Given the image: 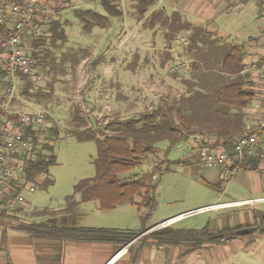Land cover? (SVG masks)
I'll return each mask as SVG.
<instances>
[{"label": "rangeland", "instance_id": "obj_1", "mask_svg": "<svg viewBox=\"0 0 264 264\" xmlns=\"http://www.w3.org/2000/svg\"><path fill=\"white\" fill-rule=\"evenodd\" d=\"M54 1H57V18L64 25L66 39L59 41L58 46H50V32L47 24L38 25L35 33L27 34L29 45L35 39H44L45 43L41 42L36 49L39 58L38 66L40 72L44 71L50 77L47 81L36 85L43 88L42 95L33 94L27 97L20 93V101L17 104L20 103L19 111L46 113L52 129L57 132L56 137H53L52 147L56 161L48 167V172L39 176L34 183L35 191L26 194L24 207L13 211L12 215L19 218L2 215L0 220L12 219L13 221L14 219L15 221H6V223L29 228L33 226L31 223L35 222L55 229L104 227L138 231L180 215L171 220L169 225L182 229L207 227L210 230L251 223L258 226L259 221L254 216L264 213V200H258L250 205L230 206L218 211L199 209L241 198L264 197V175L257 177V179L260 178L259 186H256L254 173L250 174L245 171H240L228 182L219 181L214 170L199 169L196 166L194 155L190 154L188 158H185L189 153L187 151L189 142L187 141L172 145L161 141L157 144L158 152L155 155L144 158L139 166L119 175L123 181L147 175L153 183L158 184L155 204L151 210L127 203L118 205L109 211H102L99 209L97 201L80 202V196L75 194L74 186L81 179L93 178L96 175L94 160L98 154L97 146L93 141L77 139L78 134L92 130V127L87 124L85 110L88 106L99 103L115 110L118 103L126 96L129 98L128 103L133 104L135 102L134 95H130L129 91L130 87L140 80V72L147 75L146 80L150 79V75L159 72L171 82L175 81V94L166 96L165 99L158 102H153L155 94L153 85L146 87L145 84L144 88H141L143 94L138 101H142L143 104L138 103V108H142L146 114L151 112L155 105L180 99L186 95L188 89L196 86L195 82L197 81L192 79L190 72L185 73L184 69L177 70L176 74L171 73L170 67L175 65L177 60L168 62L165 67H161L160 64H157L158 60L150 58L155 54L162 57L159 50L162 49L164 40L167 42L166 29L159 24L150 29L145 18L150 16L153 10L163 9L167 14L172 13L173 10H180L181 2L179 0H155L156 3L142 17V22L139 21L135 12L134 0H116L123 11L122 15L107 17L104 20V29L93 27L89 32L83 30L81 21L75 16V11L93 10L106 16L99 0ZM258 18H260L258 6L255 2L249 1L241 9L234 10L231 16L217 15L214 24L219 32L222 30L230 32L231 37L236 36L235 33L238 32L242 38L251 30L257 32L255 22ZM189 35V32L186 31H181L179 34L173 33L171 46L175 50V54L176 51L183 53L186 45L181 41V37L185 38L187 42ZM124 37L131 42L127 50L119 43ZM137 39L145 42V46L142 47L144 56L142 61L131 59L129 56L140 49V46L135 45ZM29 45H27L28 50H32L34 46ZM153 49L156 50L155 53L151 52ZM47 52L48 55H46ZM178 56L179 54H176V59L179 58ZM179 61L183 60L179 58ZM106 68L112 72L108 73ZM172 75L176 76L175 79ZM22 86L24 87L25 84ZM95 92L98 96L94 98ZM118 119H112V124L123 122ZM183 159H186L188 164H175L170 171H163L165 161H181ZM262 163L264 166V160ZM153 175L156 176L155 179L152 177ZM48 179L51 180V183H48ZM134 201L138 203L140 197H135ZM34 211H44V214L43 216H34ZM164 225L157 226V229H161V235L165 234ZM13 230L16 229L13 228ZM21 232L23 231L16 232L14 243L25 246L29 239L26 232ZM149 232L146 231L133 238L118 252L125 253L126 251L129 261H134L137 246L149 244ZM45 240H47L43 241L45 246L56 243L51 240V237L45 238ZM56 240L59 243L63 242V240ZM40 243L41 241L32 240L31 246L38 257H43ZM222 246H215L209 252L200 251L189 257L188 263L185 264H259V261L264 264V258L259 259L258 251L239 246H228V248ZM105 247H109L111 254V247L108 244ZM186 248L184 246L179 248L174 264H179L177 262ZM148 249H146V253L138 254L139 260L136 264H169L171 256L164 249H153L152 251L151 247ZM115 258L117 256L112 261ZM125 261V258L118 259L115 264H127Z\"/></svg>", "mask_w": 264, "mask_h": 264}, {"label": "trees", "instance_id": "obj_2", "mask_svg": "<svg viewBox=\"0 0 264 264\" xmlns=\"http://www.w3.org/2000/svg\"><path fill=\"white\" fill-rule=\"evenodd\" d=\"M134 8L138 19L144 17L145 13L156 2L155 0H134ZM100 6L105 15H101L93 10H77L75 16L81 21L82 28L89 32L93 27H105L104 20L108 17L121 16L123 11L116 3V0H99ZM161 11L150 14L148 23L150 25L159 24L166 29V40H173V33L179 34L184 31L187 24L181 21L180 15L175 14L170 19ZM48 25L50 32L51 46H58L59 41L66 39L63 23L59 18H55L44 25ZM43 26V25H40ZM170 31V32H169ZM187 32V31H186ZM44 39H35L30 43L34 48L30 50V55L38 62L39 58L36 49ZM43 43V44H44ZM48 55V52L46 53ZM242 55L229 53L225 55L220 63L218 71L223 75L233 76L228 83L218 87L217 82L207 85L210 81L207 75L208 71H202L199 63L193 64L191 77L197 81L196 86L188 89L186 95L178 100L165 101L158 105L151 112L145 114L140 119H128L123 122L113 123L106 126L110 130L108 135L102 131L88 130L77 135L79 141L90 140L97 146V157L94 160L96 175L93 178L81 179L75 186V194L80 196V202L97 201L99 209L109 211L118 205L135 204L134 198L140 197V202L136 203L138 207H147L150 210L155 204L157 193V183L147 175L135 178L129 181H123L119 175L130 171L139 166L142 160L148 156L155 155L158 152L157 144L161 141L168 142V145L178 143L191 135L208 134L213 135L221 141L223 148L230 155L234 139L241 135L245 128L244 109L251 100V93L243 88V77L239 76ZM39 64V63H38ZM206 81V84L203 83ZM207 85V89H200ZM43 88L33 83L27 82L22 89L23 96H40ZM56 130H51V137H56ZM54 143V139H53ZM48 145L46 152L28 163L24 170L26 182L35 183L39 176L48 172V167L55 163L56 158L52 153V147ZM254 160L245 161L240 167L252 163L256 166ZM174 162H166L168 166ZM165 164V162H164ZM159 168V167H157ZM159 170V169H157ZM160 171V170H159ZM51 183V180H47ZM34 216H43L44 211H34ZM3 215H6L3 213ZM8 216V215H6ZM13 216V215H10ZM259 225H245L234 228H222L216 232H211L209 228L202 229H175L165 230L166 236H171L175 241L187 240L192 243V249L200 247L202 244L225 243L236 238L251 239L259 230L264 233V213L255 215ZM33 226L24 227L15 226L19 230L31 233L35 239L56 237L59 240L93 241V240H121V234L124 231L117 229H105L96 227H77L67 229H55L44 226L40 223H31ZM141 232L128 233L121 241L129 242L137 237ZM162 234L161 231L149 234Z\"/></svg>", "mask_w": 264, "mask_h": 264}, {"label": "crops", "instance_id": "obj_3", "mask_svg": "<svg viewBox=\"0 0 264 264\" xmlns=\"http://www.w3.org/2000/svg\"><path fill=\"white\" fill-rule=\"evenodd\" d=\"M249 1L255 2L259 8L260 18L256 19L257 22H255V27H257L256 33L254 32V30H251L249 34H246L245 36L240 38L241 35H238V32L235 33L236 36L231 37L230 36L231 34H229L230 32H227L225 30L219 32L217 30L218 28L214 24V19L217 15L226 16V17L231 16L234 10L238 8L241 9V7ZM179 2H181L180 10H173L172 13L167 14L163 9H158V10H153L151 14L156 11H161L169 18V24L171 22L170 19L172 18V16L178 14L180 15L181 21L187 24V26H185L184 28L185 29L184 31L189 32L190 35L188 41L184 44L186 45V47L184 48L183 53H178L176 51V54H179L178 57L181 58V60H183L182 62H186L189 65V69H184L185 73L190 72L192 74L193 64L199 63L202 66L201 69L202 71H208L207 75L209 76L210 81L207 82V85H212L213 82H217V86L215 87H218L222 84L228 83L231 79L234 78L233 76L223 75L218 71L223 57L229 53L241 54L242 70L239 73V76L243 77V81H242L243 88L248 90L252 95L249 104L244 109V113H245L244 123H245V128L248 126L250 127L255 126L258 116L260 115L262 99L264 96V88L258 78L259 73L264 74V0H179ZM149 18L150 16L145 18L147 26L150 27V29L156 27L157 24L150 25L148 23ZM141 20L142 18L139 21ZM225 29H229V28H225ZM229 30L234 31L232 29ZM171 41L172 40L166 42L164 40L162 44V49L159 50V52H161L162 54V57H160L157 54H155L153 57L149 56L150 58H154L153 60L155 61L158 60L157 64H160L161 67H165V64L171 61L177 60L179 62V58L176 59L177 57L175 54V50L171 46L172 44ZM119 43L121 46L125 47L126 50L128 45H131V42H129L126 37H124ZM135 45L140 46V49H137L134 53L129 54V56L131 57V59L135 58L136 60L139 59L140 61H142L144 59L142 47L145 46V42H143L141 39L140 40L137 39ZM151 52L155 53L156 50L153 49L151 50ZM252 65H254L255 68L249 71L248 69ZM107 69L109 68L105 69L108 73L112 72ZM140 73H141L140 80L136 82L134 86L130 87L131 90L129 91L130 95L131 94L134 95L133 100H135V102L133 104L128 103L129 98L128 96H126L118 103V107L115 110L112 107H107V106L105 107V105H101L99 103L92 104L90 107L88 106L87 110H85L88 126L92 127L93 130H97V131L101 130L103 134L108 135L110 133V130H106V126L113 125L112 119L119 118L118 120L125 121L128 119H140L143 116H145L146 113L143 112V109L138 108L139 107L138 103H142V101L140 102L138 101L140 98H142L141 95L143 94L141 88H144L145 84L146 87L153 85L152 88L153 91L155 92L153 96L154 98L153 102L155 101L158 102L161 99H165L166 96H170V95L172 96L175 94L174 91L175 81L171 82L167 77H164V75L160 74L159 72H155V74L150 75L149 76L150 79L146 80L147 75H144L143 72ZM173 74H176V72H174ZM175 77L173 76L174 79ZM203 83L206 84V81L203 80ZM207 85L206 87L200 85V89H202L204 92V90L207 89ZM96 96L98 95L95 92L93 94V97L95 98ZM171 98L173 99V97ZM156 107L157 105H155L154 109ZM112 112L114 113L115 117L113 116ZM195 135H191L188 138H184L181 140V141L189 142V146L187 147V151L189 153L186 155L185 158H188L190 154L194 155L196 166L199 169H205V168H201L198 165L196 154L194 150L191 148V139ZM198 135L205 137V139L214 140L215 147H221L220 144L221 141H219L216 136L208 135V134H198ZM259 138L261 140L260 145L264 146V132L259 135ZM254 161L257 162L256 166L253 167L251 166L252 163H250L246 166L240 167L231 177L224 175L218 169H208V170H214L217 179L219 181H226V182L231 180L233 177H236L240 171L250 172V174L254 173L253 176L255 177V183L257 186L260 179V178L257 179V177H259V175H264V166H262L263 160L254 159ZM166 162L167 161H165L163 171L166 170ZM172 162L174 163L170 164L169 166L167 163L168 171H170L175 164H188L186 159H183L181 161H172ZM258 200H264V197L258 196V197L241 198L223 203L208 205L200 208L199 210L212 209L214 211H218L219 209H227V207L230 206L238 207L240 205L242 206L250 205ZM134 203L136 205L135 201ZM139 208H147V207H139ZM15 216L16 215L14 216L9 215L8 217L14 218ZM178 216H174L166 219V223L164 225L165 229L168 230L182 229V228H173L171 225H169L171 220H173ZM15 218H19V217L16 216ZM6 221L13 222L15 220L14 219L13 221L12 219L0 220V264H115V262L118 259L122 260L124 258L127 261V262L125 261L127 264H136V262L139 260L138 254L140 252L146 253V249H148L149 247H151L150 249L151 251L153 249L155 250L164 249V251L170 254L171 256V260L169 264H174L175 262L174 259L177 253L179 252V248H181V246L187 248L185 249L184 253L182 254L180 260L177 263L185 264L188 263V258L193 256L194 254H198L200 251L209 252V250H211L213 247L221 246V245H223L222 247H226V248H228V246H239L244 249L246 248L248 250L251 249L252 251H258L259 259L264 258V233H261L259 230H257L253 238L251 239L236 238L225 243H218V244L204 243L200 247H197L196 249H192V250H191L192 243L190 241L187 240L175 241L171 236H166L161 234L159 235V233L150 234L149 235L150 240H148L149 244L147 245L139 244L141 246L140 247L137 246L136 255H134L135 259L134 261L131 262L129 261V258L126 255L127 254L126 251L125 253L118 252L121 248H123L126 245V243H128V242L123 243L121 241L122 239H124L123 237L129 235L128 233L141 232L143 230H145V232L152 231L153 233H157L161 231V229H157L156 225L149 226L138 231L117 229L125 232V234L120 235L122 236L121 240H117V239L93 240V241L63 240L62 243H59L56 240L57 238L52 236L51 240H54L57 244L54 243L53 245L51 244L46 246L43 245L45 244L43 243V241L44 242L47 241L45 240V238L35 239L31 236V233L23 231L27 233L29 239L27 241L28 248H26L27 245L19 246L14 243V236H16L15 235L16 232H20L22 230H19L13 225H8ZM160 223L161 222H159V224ZM247 225H253V223ZM240 226H245V225H240ZM13 228H15L16 230H13ZM99 228H104V227H99ZM223 228H231V227H223ZM105 229H109V228H105ZM220 229L222 228L216 230H210V229L209 230L211 232H216ZM32 240L41 241L39 245L42 248V254L44 255L43 257H38L36 255V252L33 250V247L31 246ZM107 244L112 249L111 254L109 247L108 248L105 247ZM43 247H44V251H43ZM226 248H222V249H226ZM116 256L117 258H115L112 261V259ZM259 264H263V263L259 261Z\"/></svg>", "mask_w": 264, "mask_h": 264}, {"label": "built area", "instance_id": "obj_4", "mask_svg": "<svg viewBox=\"0 0 264 264\" xmlns=\"http://www.w3.org/2000/svg\"><path fill=\"white\" fill-rule=\"evenodd\" d=\"M56 3L54 0H0V219L3 213L9 216L24 207L26 194L35 191V184L25 181L24 170L53 143L52 126L46 113L19 111L20 103H17L23 84L38 85L50 77L39 71L38 62L30 55L27 34L35 33L38 25L57 17ZM181 41L186 43L185 38L181 37ZM254 68L252 65L248 70ZM179 69H189L188 63L179 61L170 67L173 73ZM258 78L264 88V74L259 73ZM263 132L264 96L255 126L246 127L235 138L231 155L215 147L214 140L200 135L192 137L191 148L201 168L218 169L231 177L245 161L264 160V146L260 145L259 138Z\"/></svg>", "mask_w": 264, "mask_h": 264}, {"label": "water", "instance_id": "obj_5", "mask_svg": "<svg viewBox=\"0 0 264 264\" xmlns=\"http://www.w3.org/2000/svg\"><path fill=\"white\" fill-rule=\"evenodd\" d=\"M159 225V224H158ZM158 225H156V226H158Z\"/></svg>", "mask_w": 264, "mask_h": 264}]
</instances>
